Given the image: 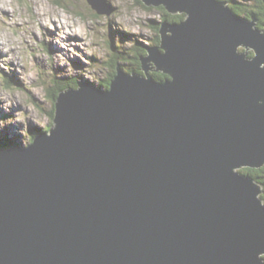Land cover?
Here are the masks:
<instances>
[{"label": "water", "instance_id": "water-1", "mask_svg": "<svg viewBox=\"0 0 264 264\" xmlns=\"http://www.w3.org/2000/svg\"><path fill=\"white\" fill-rule=\"evenodd\" d=\"M140 1L186 13L143 73L63 89L51 130L0 147V264H264L241 171L264 166V28L227 1Z\"/></svg>", "mask_w": 264, "mask_h": 264}, {"label": "rangeland", "instance_id": "rangeland-1", "mask_svg": "<svg viewBox=\"0 0 264 264\" xmlns=\"http://www.w3.org/2000/svg\"><path fill=\"white\" fill-rule=\"evenodd\" d=\"M105 2L111 13H99L89 0H0V133L7 141L19 139L28 146L31 128L46 130L53 108L46 90L52 82L58 87L53 76L72 77L71 88L79 81L104 83L121 39L125 48L133 40L158 45L151 40L157 38L151 23L163 21L161 10L137 0ZM39 7L46 16H40ZM42 21L51 29L43 28ZM118 65L138 71L124 61ZM10 77L15 85L7 83Z\"/></svg>", "mask_w": 264, "mask_h": 264}, {"label": "trees", "instance_id": "trees-1", "mask_svg": "<svg viewBox=\"0 0 264 264\" xmlns=\"http://www.w3.org/2000/svg\"><path fill=\"white\" fill-rule=\"evenodd\" d=\"M137 1L141 2L140 0H137ZM222 1H227L229 3V6L234 11L244 16L245 18L251 19L253 17H257L258 26L260 28H264V0H222ZM146 7L149 8L148 6ZM158 10H161L162 12L163 21L169 20L172 22H178V21H182L186 16V13H182V14L181 13H178V14L170 13L167 11V9L164 6L158 7ZM160 22L156 20L155 23L154 22L151 23L153 30L156 31V37H157V38L153 37L151 38V40L155 39V42L157 44L161 43L160 24H159ZM120 42L121 43L117 44V46L119 47V53L116 56V60L112 58L111 59L112 62H108V64L110 65L109 66L110 68L107 69L108 70L107 79L105 80L104 83L96 84L94 82L93 83L90 82L93 86L97 88L100 87V89H102V87H105L107 89L111 88V83L117 73V65L119 64L120 61H124V63H126L128 66H132V68L137 69L138 71L139 70L141 72L143 71L141 57L147 54L146 46L149 45V43L147 42L145 43L141 40H133L132 42L133 46H130L129 48H125L123 46L124 44L123 39H121ZM110 43H111V47L114 46V44H112L111 41ZM250 55H253V53H250ZM119 58L121 60H118ZM152 74L155 76V78L159 80H163L169 77L168 74L162 71H154L152 72ZM54 78L57 80L55 82H58V87L57 85H55L57 83L53 84L52 82L50 83L52 87L46 90L48 92L47 95L49 99L53 101V108L49 112L50 123L46 127L45 131L51 130L52 126L54 125L56 102L59 97V93L66 87H73V85H75V79H73L70 76L59 77V75H55L52 77V80ZM7 83L14 84L13 79L10 77ZM40 131L41 129L38 126H34L33 128H31L28 131V135L30 136V141H32L35 135L38 134V132ZM7 139L9 138H7L4 134L0 133V147L1 146L11 147L15 144L14 142L7 141ZM16 140L19 141V139H16ZM241 171L245 174H250L251 176H253L257 181H259L263 185V190H264V166L259 167V168L244 167L241 169ZM262 198L264 199V192L262 194Z\"/></svg>", "mask_w": 264, "mask_h": 264}, {"label": "bare ground", "instance_id": "bare-ground-1", "mask_svg": "<svg viewBox=\"0 0 264 264\" xmlns=\"http://www.w3.org/2000/svg\"><path fill=\"white\" fill-rule=\"evenodd\" d=\"M152 6V5H151ZM39 9L41 10V11H39L41 14H40V16L42 17V16H46L47 15V12L45 11V8H40L39 7ZM111 9V8H110ZM111 11H113V9H111ZM182 14V13H181ZM42 24H43V28L44 27H47L48 25H51V23H43V21H42ZM55 27V26H54ZM56 27H57V25H56ZM48 29H51L49 26L47 27ZM30 29V28H29ZM55 33V32H54ZM65 48V47H64ZM67 51V50H66Z\"/></svg>", "mask_w": 264, "mask_h": 264}, {"label": "clouds", "instance_id": "clouds-1", "mask_svg": "<svg viewBox=\"0 0 264 264\" xmlns=\"http://www.w3.org/2000/svg\"><path fill=\"white\" fill-rule=\"evenodd\" d=\"M149 45H152V44H149ZM82 82H86V81H82ZM79 86V85H78Z\"/></svg>", "mask_w": 264, "mask_h": 264}, {"label": "flooded vegetation", "instance_id": "flooded-vegetation-1", "mask_svg": "<svg viewBox=\"0 0 264 264\" xmlns=\"http://www.w3.org/2000/svg\"><path fill=\"white\" fill-rule=\"evenodd\" d=\"M149 7H152V6H149Z\"/></svg>", "mask_w": 264, "mask_h": 264}]
</instances>
